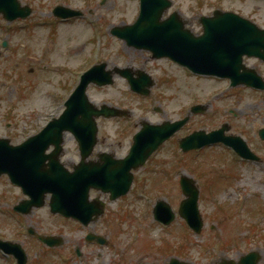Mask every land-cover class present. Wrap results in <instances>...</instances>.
Returning <instances> with one entry per match:
<instances>
[{"label":"rangeland","instance_id":"374dc122","mask_svg":"<svg viewBox=\"0 0 264 264\" xmlns=\"http://www.w3.org/2000/svg\"><path fill=\"white\" fill-rule=\"evenodd\" d=\"M173 1L175 8L179 7L185 16H192V12L209 15L216 8L236 11L264 25V0ZM20 2L32 9L29 19L24 20L25 24L17 20L18 22H13V27H10L11 24L4 22L0 17V42H7L4 50L0 46V53L2 52L5 56L2 58L0 56V110L8 114L5 118L8 121L2 122L0 119V137L4 136L7 127L4 124L8 122L12 123L10 133L14 129L13 132L18 140L32 132L34 125L30 120L32 117L36 119L34 115L41 112L44 115L58 114L63 102V100H53L49 95L52 89L60 90L59 79L62 77L50 75L44 85H39V73L36 71L28 73L30 72L28 68L34 67V63L20 61V54L24 53L23 45L29 48L28 53L37 54L36 51L43 45L47 52L48 44L53 43L54 40L52 37V41H48L49 29L33 28L30 30L31 28L28 27L38 19L49 17L50 9L58 4L79 9L89 17L99 19L104 27L132 22L138 11L135 0H20ZM76 26L73 30L81 28L88 42L84 45L75 40L74 44L77 47L71 53L70 59L65 57L63 50L58 55L54 51L46 53V59H50V62L52 60L54 64L62 63L73 68L81 64L89 55L85 61L92 64L93 54L97 47L92 49L90 55V31L84 24ZM61 28L64 30L67 27ZM107 36L108 33L105 37ZM64 39L65 36L62 38L63 45L60 48L65 47L64 45L71 46ZM97 56H99V61H107L110 66L117 64L121 67L128 66L144 70L156 80L157 84L147 99L126 95L123 93V88L119 87H116V91L113 88L88 89L89 99L97 105L113 104L115 100L116 106L127 107L134 111L135 117L133 116L131 121H98L100 149L116 151L117 157L122 156L127 151L126 146L135 131L133 129L130 132L129 125L136 128L132 125L134 123L132 121L139 120L140 122L143 119L156 124L166 120L181 119L183 105L186 110L190 104L197 101L204 104L210 103V107L215 110V115L214 111H209L204 117L191 120L181 132L174 136L173 141L160 148L150 167L148 165L135 174L131 195L116 201V217L106 213L97 222L83 228L72 221L59 218L53 220L44 211H37L32 217L37 220V225H34L36 230L60 235L64 240L63 246L56 250V255L47 252L46 261H43V264H165L171 256L194 264H211L213 258L223 257L236 260L250 250H257L261 256L259 264H264V241H262L264 240V165L261 169L247 164L233 165L224 153L214 148L203 150L198 160L192 161L190 155L183 156L180 151H177L176 145V138L187 134L186 132L192 130L208 132L218 124L227 122L230 127L232 125L231 133L241 132L248 146L262 158L264 163V142H260L256 136L257 130L264 128V94L247 89L229 91L224 88V84L190 78L164 60L146 61L141 52L129 50L119 42L115 44L109 38L105 44L103 43L102 48L99 47ZM7 72H12L13 75L24 74L26 83L36 81L37 85L35 84L36 87L29 89L23 97L17 100L14 88L18 87L12 85L9 79L5 81L4 75ZM117 80V83L125 86L123 80ZM166 80L170 82H165ZM3 82L6 83V87ZM65 88L66 85L61 86V90ZM155 107L160 111L154 113L153 108ZM228 109L239 117H222L221 115H226L225 110ZM12 111L19 113V116L11 117L8 112ZM25 117L31 118L26 119ZM13 119L16 120L13 121ZM128 122L131 124H126ZM65 145L68 157L72 156L75 159L73 141L67 140ZM198 164L200 165L196 167ZM151 167H158L154 170L155 174H148ZM193 167L198 168V172L203 175L204 191L199 198V211L204 219V229L197 237L185 230V225L179 218H176L165 229L155 223L151 215L152 206L159 199L168 202L172 210L176 212L183 198L178 187L179 175L194 177L198 182L200 180V177L193 174ZM162 168H165L168 182L161 181L160 176H157ZM211 185L216 189V195L207 193ZM0 194L9 197L13 194L4 180H0ZM111 207L115 206H109V212L113 210ZM214 216L215 219H213ZM209 226H213L214 230L208 231ZM90 231L106 237L108 245L88 248L83 238ZM4 233L9 235L11 232L5 227L2 228L0 222V236ZM185 237L186 244L183 242ZM209 245L212 248H204ZM180 246L183 249L181 254L178 253ZM34 248L37 246L34 245ZM76 248L82 252L79 258L73 254ZM30 253L31 258L34 259L33 252ZM35 261L32 263L34 264ZM5 262L0 258V264H6ZM8 264L12 263L8 261Z\"/></svg>","mask_w":264,"mask_h":264},{"label":"water","instance_id":"95a60500","mask_svg":"<svg viewBox=\"0 0 264 264\" xmlns=\"http://www.w3.org/2000/svg\"><path fill=\"white\" fill-rule=\"evenodd\" d=\"M144 5L141 6V13L138 16L134 26L116 29V35L124 39L128 45H133L137 48L150 50L155 57H169L173 61L186 65L193 71L201 74H221L225 67L231 63L238 64L240 55L247 54L249 56L264 57V39L253 36L254 33H264L258 31L254 25L242 20L237 15L232 13L215 12L214 17L224 18L213 22L209 19H204L202 23L204 34L195 41H190L184 37L180 31L173 29L170 26L159 24L160 13L166 4L161 0H140ZM158 4V13H152L147 4ZM17 8L15 0H0V12L6 17ZM11 18V17H10ZM217 27L216 30L213 27ZM240 28V29H236ZM184 43V44H183ZM103 66H97L87 72L81 80V83L76 90L74 97L71 99V104L86 100L84 90L88 82H96L99 85L110 82L112 73L103 72ZM126 70H121L120 74L127 76ZM142 75L140 74V77ZM139 77V78H140ZM131 87L139 94H148L149 87L152 82L150 80L140 78L137 80H129ZM97 114L114 116L117 112L102 109ZM186 120L170 125L164 123L161 126L144 125L143 129L134 137V144L129 157L121 162H116L115 166H82L72 177V191L65 197L58 198L56 210L62 212L66 216L74 217L80 220L84 225L88 222V214L84 208L85 184L89 186L99 185L111 187L116 190V197L127 192L131 176L129 171L144 163L145 159L170 135L174 133ZM73 122L70 114H65L63 118L57 122L56 128H68ZM88 130L87 136H78L82 147V157L88 156L91 146L94 144L95 125L93 121L86 120ZM221 133V131L219 132ZM264 138V130L259 132ZM216 134L205 136L204 133H194L188 138L180 142V147L183 151L197 149L204 144L212 142ZM239 152L247 156L245 145L237 147ZM183 194L186 199L180 203L179 215L187 222L189 227L196 233L200 231L201 220L197 211V191L193 187V182L186 178L180 181ZM82 186V189L80 188ZM86 191V190H85ZM156 219L168 223L174 217L170 208L159 202L154 211ZM88 239H94L90 235ZM102 243V240H97ZM48 244L50 242L46 241ZM57 245L60 241H53ZM17 247H14L16 249ZM19 257L20 264L24 263L21 253L15 252ZM257 255L255 253L248 254L242 257L237 264H256ZM169 264H187L178 262L172 259ZM221 264H234L233 262L223 261Z\"/></svg>","mask_w":264,"mask_h":264},{"label":"flooded vegetation","instance_id":"af4514ba","mask_svg":"<svg viewBox=\"0 0 264 264\" xmlns=\"http://www.w3.org/2000/svg\"><path fill=\"white\" fill-rule=\"evenodd\" d=\"M185 24L187 25V27L189 28V30L191 31L192 34L194 35H199L200 34V26H199V23H198V19L194 21V19H191L187 22H185ZM242 63L245 67L247 68H250V69H253L254 72L261 77L262 81L264 82V61H260L258 59H255V58H247V57H244L242 59ZM239 76L237 77V80L241 79L242 78V75L241 73H243L242 71H239ZM217 80V79H215ZM217 81H220L222 82L228 89H230V79H220V80H217ZM11 139V138H10ZM12 141V139H11ZM72 164H68L67 165V168L69 169V166H71Z\"/></svg>","mask_w":264,"mask_h":264}]
</instances>
